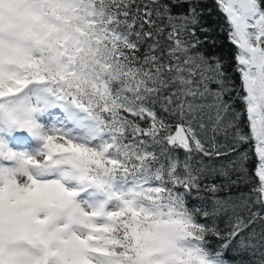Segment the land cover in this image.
<instances>
[{"label":"snow or ice","instance_id":"snow-or-ice-1","mask_svg":"<svg viewBox=\"0 0 264 264\" xmlns=\"http://www.w3.org/2000/svg\"><path fill=\"white\" fill-rule=\"evenodd\" d=\"M215 4L238 86L200 0H0V264H264V0ZM249 142L255 211L202 185L236 184Z\"/></svg>","mask_w":264,"mask_h":264},{"label":"trees","instance_id":"trees-1","mask_svg":"<svg viewBox=\"0 0 264 264\" xmlns=\"http://www.w3.org/2000/svg\"><path fill=\"white\" fill-rule=\"evenodd\" d=\"M200 7L204 9V15L201 17V27L209 29L207 34L200 32L199 28L197 29V36L203 40L205 35L208 36L209 42L204 43L201 45V48L205 50L209 54L218 55L224 62H225V69L228 74L234 79L236 85L238 86L239 75L233 71L235 67V61L233 59L236 48L233 46L227 36V24L225 22L224 16L217 10L215 0H200ZM187 8V5H184L183 8H176L174 11L180 12ZM215 40V44H212L210 41ZM147 47L145 44L141 48V52H143L144 48ZM242 94V93H241ZM233 97H236V93H232ZM234 107L237 112H242L244 105L240 102L238 98L235 99ZM156 111L167 118V113H164L161 109L160 103L155 105ZM142 126H146L145 122H141ZM240 126L245 133L248 132L247 128V117L246 114L241 116L240 119ZM240 152H247L249 159L246 163V173L239 174L241 179L238 180L236 184H230L224 178L219 176L216 173L207 174L206 178L202 179L203 184H220V185H227L223 187L221 191L218 193L219 196H232V197H239L241 195L247 200L248 204L252 207V210L255 211L259 208V205L256 204L257 200V193L253 191L254 188L258 185V178L254 175L255 168L257 166V156L254 151V145L252 142L243 144L239 147ZM180 159L184 158L183 152L179 153ZM238 174H233L231 176L232 180H237ZM202 197L206 196L207 194L202 192L200 194ZM187 203L189 207H199L203 203L204 200L196 198V194L193 193L192 196L187 197ZM201 222H204L203 217L200 218ZM217 224L221 230H226L227 225L226 222H222L221 220H217ZM256 232L261 230V225L257 222L253 226ZM249 232L252 229L248 230ZM247 235V233H245ZM210 241V247L213 251L219 250L220 241H218L214 236L208 237ZM225 258L230 261V264H251L253 259H258L259 254L257 257L253 258L250 254V251H243L239 250L236 247V244H233L227 252L225 253Z\"/></svg>","mask_w":264,"mask_h":264},{"label":"rangeland","instance_id":"rangeland-1","mask_svg":"<svg viewBox=\"0 0 264 264\" xmlns=\"http://www.w3.org/2000/svg\"><path fill=\"white\" fill-rule=\"evenodd\" d=\"M58 111V110H57ZM54 114H56V113H54Z\"/></svg>","mask_w":264,"mask_h":264}]
</instances>
